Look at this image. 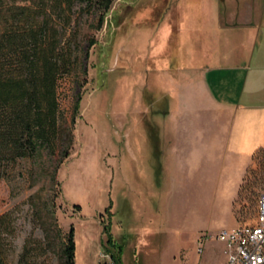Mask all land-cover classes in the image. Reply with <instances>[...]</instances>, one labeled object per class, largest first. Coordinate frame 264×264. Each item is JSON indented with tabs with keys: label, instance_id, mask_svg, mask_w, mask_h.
I'll return each mask as SVG.
<instances>
[{
	"label": "rangeland",
	"instance_id": "1",
	"mask_svg": "<svg viewBox=\"0 0 264 264\" xmlns=\"http://www.w3.org/2000/svg\"><path fill=\"white\" fill-rule=\"evenodd\" d=\"M102 1L86 6L78 0L71 7L79 13L82 52L77 70L56 83L61 150L19 158L0 178L3 259L57 264L71 225L80 260L83 231L95 230L103 240L109 224L122 245V264H213L219 242H206L196 254L194 238L227 226L222 204L203 203L196 187L172 188L161 179L164 173L158 180L159 158L148 136L170 116L172 102L162 91L170 77L163 69L174 53L181 15L180 40L199 35L206 42L218 37L217 7L220 23L231 24L259 0H109L106 9ZM204 42L197 57L208 47ZM188 48L186 42L179 53L188 54ZM262 191L264 157H257L249 161L246 187L230 204L232 226L252 223ZM23 246L26 259L19 261ZM93 261L110 264L100 244Z\"/></svg>",
	"mask_w": 264,
	"mask_h": 264
},
{
	"label": "crops",
	"instance_id": "2",
	"mask_svg": "<svg viewBox=\"0 0 264 264\" xmlns=\"http://www.w3.org/2000/svg\"><path fill=\"white\" fill-rule=\"evenodd\" d=\"M245 12L235 23H220L217 7L213 29L218 37L206 42L199 35L180 40L181 15L174 53L163 69L170 77L162 90L172 102L170 116L157 122V131L148 136L151 151L159 158L158 180L164 173L161 179L172 188L196 187L203 203L222 204L227 226L213 233L233 227L230 204L252 153L264 147V0ZM169 35L168 29L167 39ZM186 42L188 54L181 55ZM203 42L208 47L197 57ZM96 244H100L99 234L84 230L78 260L75 238V264H94ZM218 247L221 254L213 264L224 260L223 244Z\"/></svg>",
	"mask_w": 264,
	"mask_h": 264
},
{
	"label": "trees",
	"instance_id": "3",
	"mask_svg": "<svg viewBox=\"0 0 264 264\" xmlns=\"http://www.w3.org/2000/svg\"><path fill=\"white\" fill-rule=\"evenodd\" d=\"M75 1L0 0V178L19 158L32 159L40 149L55 156L62 148L56 83L80 64L79 13L71 10ZM81 1L86 6L93 3ZM108 3L102 1L103 9ZM257 157H264V147L257 148L250 160ZM247 174L248 166L237 195L246 187ZM4 217L0 216V264H6L1 249ZM105 226L102 253L112 264H122V245L109 232V224ZM74 249L70 225L59 246L57 264H75ZM27 251L23 246L19 261L26 259Z\"/></svg>",
	"mask_w": 264,
	"mask_h": 264
},
{
	"label": "built area",
	"instance_id": "4",
	"mask_svg": "<svg viewBox=\"0 0 264 264\" xmlns=\"http://www.w3.org/2000/svg\"><path fill=\"white\" fill-rule=\"evenodd\" d=\"M210 240L223 244L224 260L219 264H264V191L257 199L252 223L222 228L215 233H199L195 238V253H201Z\"/></svg>",
	"mask_w": 264,
	"mask_h": 264
},
{
	"label": "flooded vegetation",
	"instance_id": "5",
	"mask_svg": "<svg viewBox=\"0 0 264 264\" xmlns=\"http://www.w3.org/2000/svg\"><path fill=\"white\" fill-rule=\"evenodd\" d=\"M150 17H151V15H150ZM152 18V17H151ZM151 20V19H150ZM154 21H153V19L151 20V22L150 23H153ZM160 25V24H159Z\"/></svg>",
	"mask_w": 264,
	"mask_h": 264
}]
</instances>
